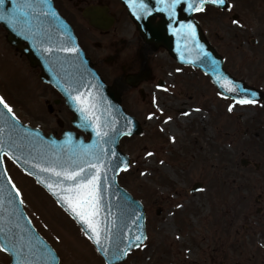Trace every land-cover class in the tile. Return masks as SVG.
I'll return each instance as SVG.
<instances>
[{
    "label": "rangeland",
    "instance_id": "obj_1",
    "mask_svg": "<svg viewBox=\"0 0 264 264\" xmlns=\"http://www.w3.org/2000/svg\"><path fill=\"white\" fill-rule=\"evenodd\" d=\"M7 35L0 24V97L22 121L44 127L42 122L48 119L44 96L54 87L39 78L40 69L29 64ZM146 46L151 49L142 51ZM118 50L122 53L119 63L130 60L128 66L137 70H145L148 64L153 70V76L137 87L118 79L124 107L143 129L121 138L120 148L131 157V165L118 178L144 203L148 231L146 242L120 264H183V260L203 264L208 257L197 253L189 240L201 228L204 233L212 231L209 224L226 217L237 227L249 224L244 232L255 233L257 194L240 187L241 176L250 175L253 168L243 166L242 161L262 159L264 149L249 140V136L255 138L251 132L246 135L228 127L224 102L211 79L204 83L201 72L181 67L166 48L142 44L123 45ZM160 79L165 81L163 89L158 87ZM140 88L149 90L146 99ZM195 109L203 110L202 120L183 115ZM149 113L154 114L151 119ZM169 117L175 133L164 126ZM6 166L33 223L58 251L60 264H106L81 227L48 192L11 160ZM196 184L200 189L193 190ZM177 247L182 254L174 255ZM188 248L195 251L184 256ZM9 262L10 256L0 251V263Z\"/></svg>",
    "mask_w": 264,
    "mask_h": 264
},
{
    "label": "water",
    "instance_id": "obj_2",
    "mask_svg": "<svg viewBox=\"0 0 264 264\" xmlns=\"http://www.w3.org/2000/svg\"><path fill=\"white\" fill-rule=\"evenodd\" d=\"M122 1L147 41L155 46H165L178 62L200 68L211 76L219 89L222 88V58L203 37L198 22L193 18L196 11L186 10L187 3L177 5L174 18H170L165 8L149 16V11L145 14L140 7V0ZM31 2L35 7L25 17L27 27L15 22L10 26L8 20H0V23L8 32V41L27 55L33 67L41 68L40 78L63 94L74 114V125L89 138L86 140L82 134L74 131H65L60 137L45 134L40 128L23 123L16 116L13 120V114L0 105V247L10 255V264H60L58 253L36 229L25 211L20 194L17 195V189L13 187L6 170L3 153H7L32 175L89 237L91 231L61 199L67 195L63 189L71 182L63 176H56L54 172L42 170L76 171L87 162L97 164L101 176V201L97 217L101 244L97 245L93 239L91 241L96 249L100 247L99 253L106 264L121 263L132 249L137 248L132 247L129 251L126 247L134 243L136 236L143 237L141 245L147 238L145 207L118 180L119 173L131 164L130 156L120 148V140L125 135L140 134L142 127L124 109L121 93L108 85L92 66L72 27L59 14L52 0ZM156 3L159 4L160 0H156ZM4 7H11L10 0H5ZM157 15L162 19L154 24L151 19ZM89 18L92 24L96 23L92 17ZM189 23L195 28L194 37L187 34ZM181 24L185 26L183 29ZM72 47L78 51L60 50ZM128 80L132 84L138 83L133 77ZM228 82L229 79L223 84L226 86ZM80 95L95 105L87 119L81 117L77 110L80 105L73 99ZM87 172L88 169H85V176ZM47 185L53 187L49 189Z\"/></svg>",
    "mask_w": 264,
    "mask_h": 264
},
{
    "label": "flooded vegetation",
    "instance_id": "obj_3",
    "mask_svg": "<svg viewBox=\"0 0 264 264\" xmlns=\"http://www.w3.org/2000/svg\"><path fill=\"white\" fill-rule=\"evenodd\" d=\"M52 1L72 26L80 46L105 82L122 92V103L124 92L122 82L120 80L118 82V79L126 82L128 77L135 76L136 79H140V84L153 76L149 64L145 70L141 68L137 70L133 68L134 66H128L130 60L124 64L119 63V55L122 53L118 47L142 44L154 46L137 29L121 0ZM154 1L143 0V3L152 9V15L156 13L153 12ZM160 1L164 3L161 10L170 2ZM147 7L144 9L145 12ZM193 16L205 38L222 58V83L227 79L231 82L218 89L225 106L224 113L228 114L226 116L228 127L236 129L238 133L241 129L246 135L251 132L255 138L249 136V140H252L256 147L264 149V0H225L224 5L220 7L206 5L203 12H196ZM89 17L96 23L92 24ZM100 19L103 23L98 22ZM161 19L162 17L158 15L152 18L151 22L156 24ZM233 20L239 23L233 24ZM132 56L136 57V53H132ZM178 64L186 69L201 72L205 77L204 83L210 81V77L199 68ZM160 81L164 83L163 87L159 86ZM128 85L134 86L129 82ZM158 87L161 89L165 87L164 79L159 80ZM227 87L236 88L238 91L228 92ZM140 93L143 99L149 96L148 89L140 88ZM233 96L237 98L246 96L257 103L235 105L233 107L235 112L230 116L227 105L232 102ZM44 102L48 119L42 122L44 127L41 128L45 132L58 137L65 131L83 133L73 124V113L58 90L53 88L48 92L44 96ZM84 136L88 138V135ZM7 160L11 159L5 156V164ZM242 165L253 168L250 175L241 176L240 187L252 189L257 194L253 206L255 233L244 232L246 225L249 224L237 227L235 226L237 223H232V219L228 223L226 217H221L219 223L209 224L211 228L213 227L212 231L204 233V228H201L192 234L189 240L196 247L197 253L208 257L203 264H264V153L262 159L254 161L246 158ZM133 251L135 250L130 253ZM190 251L195 250L188 248L183 255L188 256ZM176 253L182 254V248L177 247L174 255ZM183 264H192V261L183 260Z\"/></svg>",
    "mask_w": 264,
    "mask_h": 264
},
{
    "label": "snow or ice",
    "instance_id": "obj_4",
    "mask_svg": "<svg viewBox=\"0 0 264 264\" xmlns=\"http://www.w3.org/2000/svg\"><path fill=\"white\" fill-rule=\"evenodd\" d=\"M11 7H4L5 0H0V20H8L10 26L15 22L16 25H22L27 27V22L25 17L30 14V10H32L35 5L31 2V0H10ZM187 3L188 11H196L203 12L204 5L207 3L216 4V5H224L225 0H193V2H187V0H170V2L166 3L165 10L168 12L170 18H174L175 16V8L177 5ZM140 7L142 9H146V5L141 0ZM54 15V13H53ZM140 19V17H137ZM98 22L103 23V20L100 19ZM177 23H179L177 21ZM233 24L239 23L236 20L232 21ZM183 29L185 26L183 24L180 25ZM187 34L194 37L195 36V28L189 23L187 25ZM23 34V32L21 33ZM61 51L66 52H77L78 49L76 47L72 48H62ZM45 51H51V49H45ZM207 56V53H204ZM179 71V69H177ZM219 82V81H218ZM231 83L230 81L228 82ZM221 87H225L223 83H221ZM167 89H165L166 91ZM226 90L228 92H237L238 90L233 87H227ZM247 90H245L246 92ZM218 95H222L218 93ZM73 99L77 100L79 103L78 111L81 113V117L87 119V116L91 114V109L95 107V105L91 102L90 99H86L83 95L73 97ZM232 102L227 105V110L231 112L235 105H254L257 101L252 99H247L246 96H241L237 98L233 96L231 98ZM0 105H2L5 109H7L8 113H12V118L15 120V114L13 113V109L9 106L8 103L5 102L3 97H0ZM195 111H199V109H195ZM189 113L185 112L183 115L187 116ZM153 113H149L148 118L151 119L153 117ZM169 119H171L169 117ZM174 140V137H172ZM152 153H148L151 155ZM4 156H7V153H3ZM11 157H9L10 159ZM99 159V157H97ZM130 163V162H129ZM163 163V161H161ZM128 165L125 166V171L127 170ZM85 169H88L87 176L84 175ZM43 171L54 172L56 176H63L65 180L70 181V185L63 189L64 192L67 193L66 196L61 197V199L68 205L70 210L75 213L77 218L86 225L87 229L91 231V235L89 239L95 240L97 245L101 244L100 240V227L99 221L97 217L100 211V189L99 184L101 180L100 176V168L97 164H89L87 162L84 163L83 168H78L76 171H56L54 168H46L42 169ZM11 182V181H9ZM49 189H51L52 185H47ZM13 187H15L13 185ZM19 191H17V195H19ZM23 203V201H21ZM177 207L181 205L177 204ZM88 234L87 232L85 233ZM143 237L136 236L134 238V243L126 246L130 251L132 247H141L140 241ZM100 247L97 248V251H100ZM0 251H6V249L0 248ZM126 254V253H125Z\"/></svg>",
    "mask_w": 264,
    "mask_h": 264
},
{
    "label": "bare ground",
    "instance_id": "obj_5",
    "mask_svg": "<svg viewBox=\"0 0 264 264\" xmlns=\"http://www.w3.org/2000/svg\"><path fill=\"white\" fill-rule=\"evenodd\" d=\"M151 48L149 47V46H146V47H144L143 49H142V51H149ZM188 113H189V116H198V117H200V119L202 120L204 117H203V110H199V111H193V112H189L188 111ZM165 125H168L170 128H171V131L173 132V133H175V131H176V128H175V123H174V121H173V119H168L167 118V121L164 123V126ZM171 227H173V226H171ZM173 229H174V227H173Z\"/></svg>",
    "mask_w": 264,
    "mask_h": 264
}]
</instances>
